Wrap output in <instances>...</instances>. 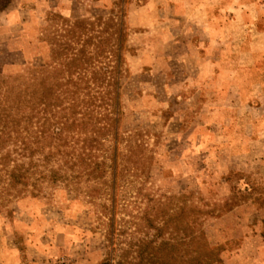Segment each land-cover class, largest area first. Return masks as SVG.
Returning <instances> with one entry per match:
<instances>
[{"label":"rangeland","instance_id":"rangeland-1","mask_svg":"<svg viewBox=\"0 0 264 264\" xmlns=\"http://www.w3.org/2000/svg\"><path fill=\"white\" fill-rule=\"evenodd\" d=\"M173 5L0 0V92L44 79L31 119L0 105V264H142L164 241L174 264H264V161L234 156L250 123L226 112L249 108L222 98L233 68L199 59L218 36Z\"/></svg>","mask_w":264,"mask_h":264},{"label":"crops","instance_id":"crops-1","mask_svg":"<svg viewBox=\"0 0 264 264\" xmlns=\"http://www.w3.org/2000/svg\"><path fill=\"white\" fill-rule=\"evenodd\" d=\"M168 1L174 4V8L181 14L191 11L192 14L198 12L199 16L205 19L203 34L218 36L217 44L222 50L220 57L212 60L200 52L199 59L204 69L209 66L221 69L233 68L231 75L224 81L227 87L222 98H230V92H233L235 98L238 97L242 105L249 108L250 113L247 114V118H243V114L237 107H232L227 111L224 108L218 109L220 113L232 112L234 118L235 114L237 116L239 114L236 117L238 122L233 126L236 131L246 130V125H248L246 120L250 123L251 132L248 139L243 141L241 135L238 134L239 138L230 142L234 156L239 157L243 152L251 155L256 151L255 154L260 153V160L264 161V0H211L216 2L214 5L209 4L210 0H191L197 1L196 3L200 2V6L196 4L194 10L189 4L190 0ZM238 20H242L243 24L242 41L236 39L241 34ZM231 27H234L233 31L230 30ZM229 33H232V39L229 40V37L225 41ZM200 41V46L194 43L195 40L191 41L198 51H202L206 45L202 38ZM249 159V164H251V158ZM232 168H240V164H233Z\"/></svg>","mask_w":264,"mask_h":264},{"label":"trees","instance_id":"trees-1","mask_svg":"<svg viewBox=\"0 0 264 264\" xmlns=\"http://www.w3.org/2000/svg\"><path fill=\"white\" fill-rule=\"evenodd\" d=\"M16 86L14 85L10 87L7 81L1 82V87H5L6 93L2 94V99L0 98V105H4L7 110H9V114L12 117V123L15 125H20L21 122L27 121L31 119L28 113L35 112L39 107H44V79L42 77H37L33 75L28 84L23 85L20 81L16 78ZM119 95V93H118ZM44 110V109H43ZM28 117H30L28 119ZM44 128V127H43ZM43 130V129H42ZM41 133H44L43 131ZM191 213H200V208H192L190 209ZM204 234L203 232L201 235ZM196 237H192V240L195 241ZM153 245V241L147 242L144 247L151 248ZM170 243L167 241L162 242L157 247L158 250L155 248L149 252L148 254H140L139 261L142 264H174L175 257L170 256ZM165 252H164V251ZM164 253H163V252ZM214 256L212 253H204L202 252H195L194 255L191 256L190 259H187V264H216L220 261L218 259L212 258ZM211 257L210 259H208ZM189 258V257H188ZM207 258V259H205Z\"/></svg>","mask_w":264,"mask_h":264}]
</instances>
